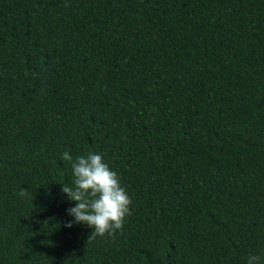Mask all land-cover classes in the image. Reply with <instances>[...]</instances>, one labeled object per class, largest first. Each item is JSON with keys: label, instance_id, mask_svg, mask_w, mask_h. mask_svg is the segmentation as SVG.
<instances>
[{"label": "trees", "instance_id": "16d2710c", "mask_svg": "<svg viewBox=\"0 0 264 264\" xmlns=\"http://www.w3.org/2000/svg\"><path fill=\"white\" fill-rule=\"evenodd\" d=\"M65 151L118 174L122 230L67 214ZM261 252L264 0H0V264Z\"/></svg>", "mask_w": 264, "mask_h": 264}, {"label": "clouds", "instance_id": "9594fccd", "mask_svg": "<svg viewBox=\"0 0 264 264\" xmlns=\"http://www.w3.org/2000/svg\"><path fill=\"white\" fill-rule=\"evenodd\" d=\"M71 163L73 173L72 186L62 184V194L75 206L67 209V214L75 224H84L93 229L89 242L96 237L114 235L122 230L125 220L130 215L131 199L120 183L118 174L111 170L100 153L88 152L77 156L75 160L65 151L61 157ZM27 191L23 188L18 193L23 197ZM73 221L65 224L72 228ZM245 264H264V252L250 253Z\"/></svg>", "mask_w": 264, "mask_h": 264}]
</instances>
